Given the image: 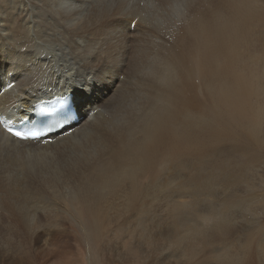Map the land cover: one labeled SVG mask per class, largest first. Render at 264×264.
I'll list each match as a JSON object with an SVG mask.
<instances>
[{"label":"bare ground","instance_id":"6f19581e","mask_svg":"<svg viewBox=\"0 0 264 264\" xmlns=\"http://www.w3.org/2000/svg\"><path fill=\"white\" fill-rule=\"evenodd\" d=\"M145 1L157 9L140 0H0L2 120L68 91L83 112L77 125L35 141H17L0 126V157H84L87 178L65 202L95 217L110 191L127 190L123 208L134 212L146 182L168 170L201 175L228 149L252 174L264 147V0ZM33 164L24 173L41 163ZM180 186L186 191L190 181Z\"/></svg>","mask_w":264,"mask_h":264},{"label":"rangeland","instance_id":"374dc122","mask_svg":"<svg viewBox=\"0 0 264 264\" xmlns=\"http://www.w3.org/2000/svg\"><path fill=\"white\" fill-rule=\"evenodd\" d=\"M140 2L157 9V1ZM51 65L61 68L56 60ZM262 149L252 163V174L243 171L246 159L238 167L229 160L228 149L222 157L208 159L201 175L168 170L156 184L146 182L134 212L123 208L127 190L110 191L104 196L107 202L95 208L96 217L65 202L87 178L84 157L54 160L59 157L56 150L48 157H42L46 153L4 155L0 157V264H232L230 260L264 264ZM223 160L228 168L218 169ZM27 161L41 164L26 174L22 165ZM184 181L191 185L186 191L180 186ZM169 195L183 196L184 203L168 206ZM94 217L105 228L102 238L94 231ZM118 227L131 230L132 236L123 235Z\"/></svg>","mask_w":264,"mask_h":264},{"label":"snow or ice","instance_id":"6c2138e0","mask_svg":"<svg viewBox=\"0 0 264 264\" xmlns=\"http://www.w3.org/2000/svg\"><path fill=\"white\" fill-rule=\"evenodd\" d=\"M8 87H12V85L9 84ZM8 131H9L12 135H14V136H16V137H20V138H25L26 136H28V135L31 134V133H28V132L16 131V130H14V129H12V128H9Z\"/></svg>","mask_w":264,"mask_h":264}]
</instances>
